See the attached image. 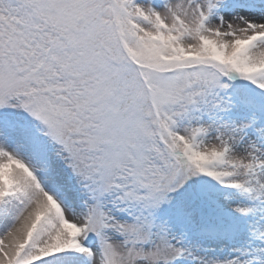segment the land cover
<instances>
[{"label":"snow or ice","instance_id":"snow-or-ice-1","mask_svg":"<svg viewBox=\"0 0 264 264\" xmlns=\"http://www.w3.org/2000/svg\"><path fill=\"white\" fill-rule=\"evenodd\" d=\"M0 264H264V0H0Z\"/></svg>","mask_w":264,"mask_h":264}]
</instances>
